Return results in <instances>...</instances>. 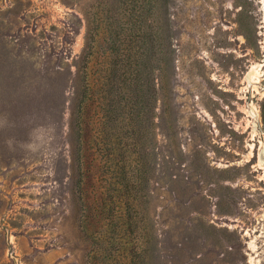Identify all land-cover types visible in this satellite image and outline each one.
Segmentation results:
<instances>
[{
    "label": "rangeland",
    "instance_id": "374dc122",
    "mask_svg": "<svg viewBox=\"0 0 264 264\" xmlns=\"http://www.w3.org/2000/svg\"><path fill=\"white\" fill-rule=\"evenodd\" d=\"M92 1L0 0V264H264V0H163L171 75L130 233L77 218L69 103Z\"/></svg>",
    "mask_w": 264,
    "mask_h": 264
},
{
    "label": "trees",
    "instance_id": "16d2710c",
    "mask_svg": "<svg viewBox=\"0 0 264 264\" xmlns=\"http://www.w3.org/2000/svg\"><path fill=\"white\" fill-rule=\"evenodd\" d=\"M162 3L93 0L83 9L87 20L84 45L69 103L77 218L80 222L87 216L106 218L112 233L139 230L143 204L149 196L148 173L154 162L146 138L155 125L156 78L161 85L171 75L168 61L172 52L166 43ZM100 40L107 44L103 51ZM93 58L99 71L92 78ZM95 162L99 183L107 185L93 206L88 201L85 179ZM114 217L120 221L114 223ZM96 229L92 236L97 245L108 251L116 245L124 249V242L118 238L114 239L117 244L104 246L99 227ZM137 260L133 264H138Z\"/></svg>",
    "mask_w": 264,
    "mask_h": 264
}]
</instances>
